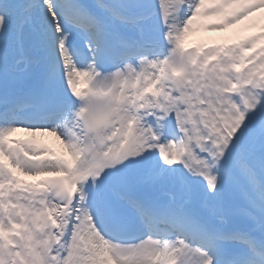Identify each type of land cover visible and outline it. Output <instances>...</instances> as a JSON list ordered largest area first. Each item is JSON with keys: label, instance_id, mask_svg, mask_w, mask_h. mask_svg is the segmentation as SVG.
Segmentation results:
<instances>
[{"label": "snow or ice", "instance_id": "6c2138e0", "mask_svg": "<svg viewBox=\"0 0 264 264\" xmlns=\"http://www.w3.org/2000/svg\"><path fill=\"white\" fill-rule=\"evenodd\" d=\"M0 264H264V0H0Z\"/></svg>", "mask_w": 264, "mask_h": 264}, {"label": "bare ground", "instance_id": "6f19581e", "mask_svg": "<svg viewBox=\"0 0 264 264\" xmlns=\"http://www.w3.org/2000/svg\"><path fill=\"white\" fill-rule=\"evenodd\" d=\"M234 31H235V29L226 30L225 33H207V32H201L197 36L189 37L188 40L186 41V43H192V42H194L196 40H199V39H207V38H212V37H219V36L227 35V34H229L231 32H234ZM56 149H57V151H62L59 142L56 145ZM22 179H25V180H27L29 182H32V178L31 177H22Z\"/></svg>", "mask_w": 264, "mask_h": 264}]
</instances>
